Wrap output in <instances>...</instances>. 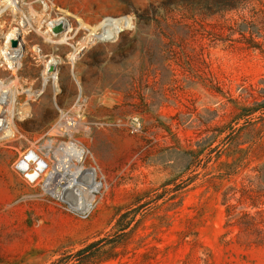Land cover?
<instances>
[{
	"label": "rangeland",
	"instance_id": "rangeland-1",
	"mask_svg": "<svg viewBox=\"0 0 264 264\" xmlns=\"http://www.w3.org/2000/svg\"><path fill=\"white\" fill-rule=\"evenodd\" d=\"M241 25L264 47V0H20L4 11L0 83L16 133L0 138V264H50L112 236L123 214L136 230L100 264H264V241L247 247L228 214L259 211L240 192L264 160L233 175L218 141L199 154L253 103L244 90L264 89V54L230 31Z\"/></svg>",
	"mask_w": 264,
	"mask_h": 264
},
{
	"label": "trees",
	"instance_id": "trees-1",
	"mask_svg": "<svg viewBox=\"0 0 264 264\" xmlns=\"http://www.w3.org/2000/svg\"><path fill=\"white\" fill-rule=\"evenodd\" d=\"M251 28L241 25L230 28V31L241 35V41L246 43L248 49L259 50L264 54L263 45L256 40L257 37L260 38L261 30ZM257 91L253 87L250 90H244L247 98H253V103L238 109L229 125L217 127L216 136L205 141L199 152L202 154L204 149H210L209 147L218 141L217 146L211 150L216 151L218 158L227 152L235 159L233 175H238L253 161L264 160V89ZM255 93L259 94L258 98L254 97ZM255 171L258 175L256 180L249 181L248 186L240 193L242 201L259 211L255 215L245 213L239 220H235L236 208L232 206L228 208L230 222L235 221L236 226L248 237L245 243L247 247H251L258 241H264V210H260L259 206L264 205L261 203L264 199V163ZM228 201L226 195L225 203L227 204ZM128 216L123 214L117 220L118 231L112 236L92 242L74 254L62 255L50 264H100L103 261L115 260L121 254L117 253V249L125 248L136 230L135 227H131L134 221L127 222ZM251 238H254V241Z\"/></svg>",
	"mask_w": 264,
	"mask_h": 264
},
{
	"label": "bare ground",
	"instance_id": "bare-ground-1",
	"mask_svg": "<svg viewBox=\"0 0 264 264\" xmlns=\"http://www.w3.org/2000/svg\"><path fill=\"white\" fill-rule=\"evenodd\" d=\"M4 6L2 7V11L0 13V18H2L4 11L6 12L7 10H13L15 9L16 4L18 3V1L20 0H3ZM18 8V7H17ZM19 9V8H18ZM63 25V24H61ZM52 27V26H51ZM50 27V28H51ZM64 27V25H63ZM66 30V28H64ZM68 29V28H67ZM115 31V30H114ZM113 33V32H112ZM65 34V33H64ZM114 35V34H113ZM5 53H8L7 50L5 51ZM13 52H11L10 54H12ZM17 53V52H16ZM6 58L7 55H6ZM13 58V57H12ZM10 66L13 67L12 64H14V62L12 61H8ZM19 62V60L17 62H15V65L17 67V63ZM20 63V62H19ZM14 68V67H13ZM15 99H14V94L11 92V90L9 88H2L1 87V83H0V123L2 124V126H0V138H2L3 136L6 135H11V134H15V130L13 128V123H12V118L14 115V109H15ZM26 112V111H25ZM70 157L71 160L72 159H76L77 161L82 160V156H83V151L81 149H79V147L77 146H73L70 149ZM30 164L33 165V170L32 172L29 174L30 178L32 179H38L40 178V171H42L43 169V165L42 163H38L37 165H35L33 163V161H29L28 164H26L25 166L30 168ZM44 164V163H43ZM28 170V169H27ZM81 172V170H78L75 173V176H73V180H72V186L76 185H80V179L77 178V175H79ZM81 177V175H80ZM91 182L92 186L94 187V189H96V184L94 182V175H90V177L87 179ZM49 182L53 181V176H51L48 179ZM89 182V183H90ZM50 184V183H48ZM92 188V187H90ZM97 190V189H96ZM83 196L84 198H89L91 192H87L85 190V192H83Z\"/></svg>",
	"mask_w": 264,
	"mask_h": 264
},
{
	"label": "water",
	"instance_id": "water-1",
	"mask_svg": "<svg viewBox=\"0 0 264 264\" xmlns=\"http://www.w3.org/2000/svg\"><path fill=\"white\" fill-rule=\"evenodd\" d=\"M64 30V27L63 25H59L57 28L54 29V32L55 33H60Z\"/></svg>",
	"mask_w": 264,
	"mask_h": 264
}]
</instances>
